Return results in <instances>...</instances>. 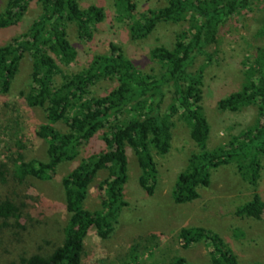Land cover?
<instances>
[{
    "label": "trees",
    "instance_id": "1",
    "mask_svg": "<svg viewBox=\"0 0 264 264\" xmlns=\"http://www.w3.org/2000/svg\"><path fill=\"white\" fill-rule=\"evenodd\" d=\"M113 1L134 41L148 37L160 23L190 22L188 30L176 35L172 49L151 50L152 58L164 69L159 77L139 73L115 44L109 45L108 54L95 56L85 69L73 74L64 71L77 55L68 40V27H75L79 39H90L95 26L105 18L100 7L81 8L79 0H7L0 13L3 29L17 25L32 4L39 7L28 31L0 47V96L9 94L22 60L29 56V89L20 96L27 107L43 111L45 123L37 126L35 134L47 145L45 160H25L17 142L10 167L0 165V185H23L28 179L48 181L55 178L59 165L76 162L60 181L68 214L61 243L47 255L19 256L15 264H81L88 231L95 230L102 240L109 238L126 206L127 149L136 155L140 187L153 195L158 171L151 151L159 155L169 152L176 117L188 126L198 152L190 155L173 186L175 204L196 201L198 190L209 187L211 171L232 162L245 182L252 187L257 184L259 158L264 155V45L257 48L244 72L241 90L217 102L222 111L237 112L247 105L258 108L257 124L225 147L207 149L209 124L201 89L204 65L194 68L202 57L207 62L212 60L208 48L217 44L219 28L234 13L248 8L251 0H165L162 8L139 15L135 14V0ZM106 80L115 86L95 96L92 88ZM97 141L103 147L81 157ZM100 172L106 173L98 184L100 209L91 211L84 203ZM234 215L260 221L264 202L254 194L235 209ZM19 219V210L12 202H0V230L8 226V220L19 226ZM177 237L183 249L204 244L208 251L205 264H239L232 249L211 229L183 227ZM168 264L192 263L174 257Z\"/></svg>",
    "mask_w": 264,
    "mask_h": 264
},
{
    "label": "rangeland",
    "instance_id": "2",
    "mask_svg": "<svg viewBox=\"0 0 264 264\" xmlns=\"http://www.w3.org/2000/svg\"><path fill=\"white\" fill-rule=\"evenodd\" d=\"M6 1L0 0V13ZM79 3L81 8L90 5L102 8L105 18L87 40L78 38L73 25L68 27V40L77 53L76 60L64 67L69 74L85 69L95 56L108 54L109 45L115 44L139 73L159 77L164 69L152 58L151 50L172 49L176 35L190 26L189 21L160 23L148 37L134 41L127 24L120 21L113 0H79ZM135 3L136 15L165 6V0H135ZM39 12V7L32 4L17 25L0 28V47L26 33ZM263 45L264 0H251L248 8L234 13L219 28L217 44L208 48L212 60L207 62L202 57L196 63L195 69L204 65L201 89L204 115L209 124L208 150L227 146L259 121L256 105L230 112L219 110L217 102L241 90L244 72L257 48ZM30 72L31 59L26 55L9 94L0 96V165L10 167L18 144L25 160L46 158L47 145L35 134L37 126L45 123V115L39 108L27 107L20 96L29 89ZM114 86L112 81H101L92 91L95 96H101ZM102 147L97 141L81 157ZM196 152L198 148L190 139L188 126L176 117L169 152L159 155L151 151L158 173L154 193L147 195L138 182L140 170L136 155L128 148V179L123 188L126 206L120 211L109 238L102 240L95 230L88 231L81 264H168L174 257H183L192 264H205L208 251L204 244L183 249L177 237L181 228L195 226L217 232L239 264H264V218L256 221L234 215L235 209L250 201L254 194L264 202V155L259 158L255 187L240 177L232 162L211 171L210 185L198 190L196 201L175 204L171 197L173 186L185 171L190 155ZM75 165L76 162L62 163L55 178L48 181L28 179L23 185L11 182L0 185V202L9 200L20 213L19 226L8 220V226L0 230V264H15L19 256L47 255L61 243L68 214L60 181ZM105 175V172L98 173L89 187L84 206L91 211L100 209L98 184Z\"/></svg>",
    "mask_w": 264,
    "mask_h": 264
}]
</instances>
